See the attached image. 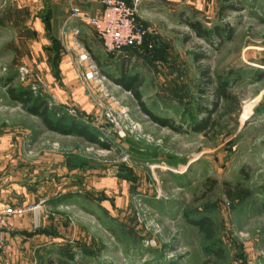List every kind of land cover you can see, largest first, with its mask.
<instances>
[{
    "label": "rangeland",
    "instance_id": "obj_1",
    "mask_svg": "<svg viewBox=\"0 0 264 264\" xmlns=\"http://www.w3.org/2000/svg\"><path fill=\"white\" fill-rule=\"evenodd\" d=\"M224 2H148L138 12L146 45L97 62L101 88L85 81L68 45L39 56L46 42L30 14L0 0V205L23 246L17 262L0 264H264V0H231L240 10L220 16ZM195 21L231 31L200 36ZM66 60L94 106L83 123L109 147L48 130L8 94L24 87L77 115L50 89L51 70ZM122 71L139 75L146 106L176 129L153 122L108 76ZM219 77L238 110L223 100L212 109ZM201 106L217 124L196 131ZM204 218L212 239L194 224Z\"/></svg>",
    "mask_w": 264,
    "mask_h": 264
},
{
    "label": "crops",
    "instance_id": "obj_2",
    "mask_svg": "<svg viewBox=\"0 0 264 264\" xmlns=\"http://www.w3.org/2000/svg\"><path fill=\"white\" fill-rule=\"evenodd\" d=\"M17 10L27 11L30 14L31 20L29 21L35 28L37 39L39 37L45 38L46 44H41V53L46 58H54V55H58V52L54 50V42L58 40L61 43L60 34L63 24L67 20L71 6H76L82 10L88 11L92 15L97 14L102 9L100 0H15ZM148 0H144L139 6V15H146L147 8L151 6ZM31 11H34L33 14ZM37 14V15H36ZM28 20V19H27ZM26 20V21H27ZM74 26L80 30V39L84 46L91 52L96 63L105 65L107 59L110 57L101 41L98 39L91 26L83 23L79 20L73 23ZM40 33V35H39ZM62 44V43H61ZM45 48V49H44ZM40 51V50H39ZM124 53H127L126 50ZM63 54V53H62ZM108 56V58H107ZM68 56L63 54L62 60H65ZM50 58V59H51ZM107 58V59H106ZM59 68H53L50 77V89L56 91L58 99V107H75L77 115L88 116L93 110V104L89 101L86 90L83 88L78 76V72L70 64L69 60L65 63H61ZM53 70L55 73H53ZM75 115V116H77ZM24 200V199H22ZM5 201V200H4ZM15 217L10 220L12 224H15ZM14 230L8 229L6 240V251L1 258L0 262H17L16 255H18V249L21 250L20 236L14 234ZM19 233V232H18ZM10 256V257H9Z\"/></svg>",
    "mask_w": 264,
    "mask_h": 264
},
{
    "label": "trees",
    "instance_id": "obj_3",
    "mask_svg": "<svg viewBox=\"0 0 264 264\" xmlns=\"http://www.w3.org/2000/svg\"><path fill=\"white\" fill-rule=\"evenodd\" d=\"M128 1V0H126ZM224 4L219 9V15L224 16L226 11L229 10H240L239 6L233 5V4H227V2L231 0H224ZM140 20V19H139ZM189 25L200 35V36H209L212 32L218 36H221L223 32H230L231 28L230 26L226 25L225 27H221L216 25L212 31H209L205 29L200 22H190ZM147 36V35H146ZM144 38V43L142 45H146L147 37ZM59 41L55 40L54 42V50L57 49L59 52V49L57 48ZM57 44V45H56ZM145 44V45H144ZM134 49H127L126 52L133 51ZM200 59V57H198ZM208 69H203L202 75L204 78L207 79L208 82H210V77L208 75ZM113 81H115L117 84L121 85L124 89L128 90L133 97L136 99L138 106L140 109L155 123L168 126L172 129H176L174 126V123L166 118H161L157 115H155L147 106L142 98V94L140 92V87L142 85V79L139 77V75H130L127 72H121V76L118 78L110 77ZM8 94L10 97L16 101L22 102L24 107L27 109V111L37 116L43 125L51 131L58 132L63 135H71L75 134L80 137L85 138L89 142L97 143L100 146L103 147H109L107 143L101 142L99 140V134L94 129L90 128V126L83 123L82 118L85 116L77 115V116H70L66 111L59 112L58 109L51 110L48 103L39 98H35L32 94V91L27 88H19L16 89L14 87H8L7 89ZM214 93V101L210 104L212 106V109H217L219 100H223L224 102V110L227 111V108H231L232 106H235V110H238L240 108L239 100H237V97L234 93H232L229 89V80L223 79L219 77L217 84L213 88ZM200 112H204L207 114V117L203 119L201 122L195 126L196 131H202L206 128L215 127L217 124V120L212 119V111L206 108V106L199 107ZM228 189H231L230 187ZM230 191V190H229ZM237 197H243L247 196L248 192L245 190H241L237 188ZM194 224H196L200 231L203 232L205 237L207 239L213 238V222L209 218H204L200 221H194ZM205 264H208V262H205Z\"/></svg>",
    "mask_w": 264,
    "mask_h": 264
},
{
    "label": "built area",
    "instance_id": "obj_4",
    "mask_svg": "<svg viewBox=\"0 0 264 264\" xmlns=\"http://www.w3.org/2000/svg\"><path fill=\"white\" fill-rule=\"evenodd\" d=\"M144 0H100L102 9L95 15L79 7L71 6L67 20L61 29L62 45H68L77 57V65L87 82L95 86L103 84L99 67L91 52L80 39V30L73 23L77 20L92 27L105 51L111 55H118L125 50L140 49L144 43L147 29L139 20V6ZM156 2V0H148ZM25 71V70H24ZM23 80V79H22ZM33 89H36L33 86ZM69 114L76 115L74 109L69 108ZM12 210L0 205V260L6 251L5 236L8 231V216Z\"/></svg>",
    "mask_w": 264,
    "mask_h": 264
}]
</instances>
